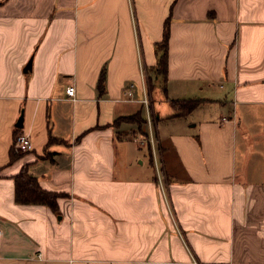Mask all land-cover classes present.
I'll use <instances>...</instances> for the list:
<instances>
[{
    "label": "crops",
    "instance_id": "1",
    "mask_svg": "<svg viewBox=\"0 0 264 264\" xmlns=\"http://www.w3.org/2000/svg\"><path fill=\"white\" fill-rule=\"evenodd\" d=\"M0 264H264V0H0Z\"/></svg>",
    "mask_w": 264,
    "mask_h": 264
},
{
    "label": "trees",
    "instance_id": "2",
    "mask_svg": "<svg viewBox=\"0 0 264 264\" xmlns=\"http://www.w3.org/2000/svg\"><path fill=\"white\" fill-rule=\"evenodd\" d=\"M170 38V25L169 18L166 20L164 25V33L161 41L156 43V53H157V65L155 66L156 73L166 78V71L168 66V43ZM105 69L102 70L99 86L103 89L102 84L105 80ZM171 104L178 110L173 115H178V113H187L192 111L197 105L200 104L198 99H171ZM133 116L137 119L140 124H144L145 118H143L139 113L131 116H123L118 119V121H132ZM126 117H132L130 119H125ZM17 157V153L11 150L10 159L11 161ZM15 197L16 201L19 203H42L47 204L53 208L57 207V199L61 195L59 192L49 191L42 188L37 180V178L29 173L27 167H24L15 176Z\"/></svg>",
    "mask_w": 264,
    "mask_h": 264
},
{
    "label": "rangeland",
    "instance_id": "3",
    "mask_svg": "<svg viewBox=\"0 0 264 264\" xmlns=\"http://www.w3.org/2000/svg\"><path fill=\"white\" fill-rule=\"evenodd\" d=\"M153 98H154V101H155V104H154L155 113L157 115H159V117H163L165 119V117L167 115H169V113L174 112V109L171 107L170 103L165 99V95L163 93V88H162V85L160 83H158L156 85V87H155V91L153 93ZM228 105H229V103L227 102V108H228ZM207 111L209 112L210 110H207ZM214 111H216V110L215 109H211V112H214ZM152 113L154 115V112H152ZM131 118L132 117H126L125 119H127V120L130 119L131 120ZM131 122L134 123V125L136 126L135 132H137L138 135H139V131H141L143 133H146V131H145V130H147L146 127L144 126V124H140V122H138L137 119H135V116H133V119H132ZM148 152H149L148 148L144 147L143 150L141 151V154L144 153L146 155V156H144L145 164L147 166H150L149 159H148L149 157L147 156V155H149Z\"/></svg>",
    "mask_w": 264,
    "mask_h": 264
},
{
    "label": "built area",
    "instance_id": "4",
    "mask_svg": "<svg viewBox=\"0 0 264 264\" xmlns=\"http://www.w3.org/2000/svg\"><path fill=\"white\" fill-rule=\"evenodd\" d=\"M143 70H144V69H143ZM67 93H68V95H70V96H74V95H75V86H73V85L68 86V87H67ZM144 102H146V104H147V106H148V104H149V100H148V98H145V99H144ZM151 119H152V116H151L150 113H149V115H148V120H151ZM138 136H140V135H138ZM143 140H146V136H142V139H141V142H142V143H144ZM150 142H151V143L154 142V140H153L152 137L150 138ZM15 143H16L17 147H18L19 149H21V150H29V149H31V148H32V138H31L30 133H28V132H24V131L19 132V133L17 134V136L15 137ZM156 166H157V165H156ZM157 174H158V177H160L161 172H160V170H159L158 167H157ZM163 191H164V190H163ZM164 192H165V191H164Z\"/></svg>",
    "mask_w": 264,
    "mask_h": 264
},
{
    "label": "water",
    "instance_id": "5",
    "mask_svg": "<svg viewBox=\"0 0 264 264\" xmlns=\"http://www.w3.org/2000/svg\"><path fill=\"white\" fill-rule=\"evenodd\" d=\"M28 68H31V60H30L29 63L27 64L25 70H27ZM18 125L21 126V125H22V122L20 121Z\"/></svg>",
    "mask_w": 264,
    "mask_h": 264
}]
</instances>
